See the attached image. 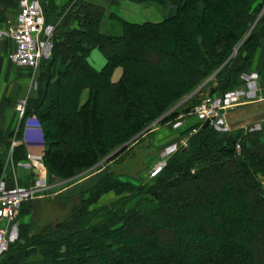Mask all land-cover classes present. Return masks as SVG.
<instances>
[{
    "label": "trees",
    "instance_id": "trees-1",
    "mask_svg": "<svg viewBox=\"0 0 264 264\" xmlns=\"http://www.w3.org/2000/svg\"><path fill=\"white\" fill-rule=\"evenodd\" d=\"M41 1L55 26L52 58L42 61L18 138L35 117L52 182L85 172L77 180L92 181L64 197L74 202L68 217L21 222L0 264H264V125L221 132L199 121L181 133L188 145L146 183L109 167L154 131L153 122L189 115L197 94L179 103L211 76L214 97L245 85L264 49V0H129L167 12L142 23L109 11L121 0ZM18 8L20 0H0V21ZM108 18L118 33L105 27ZM96 48L107 59L101 70L88 60ZM9 145L0 148V181L15 177L5 168ZM12 153L15 164L27 158L24 144ZM110 192L118 198L97 205ZM34 201L20 214L32 213Z\"/></svg>",
    "mask_w": 264,
    "mask_h": 264
},
{
    "label": "rangeland",
    "instance_id": "rangeland-1",
    "mask_svg": "<svg viewBox=\"0 0 264 264\" xmlns=\"http://www.w3.org/2000/svg\"><path fill=\"white\" fill-rule=\"evenodd\" d=\"M66 2H62L59 4H65ZM133 4L135 5H133L132 8H135L134 11L135 13H137L135 16L133 15L128 16V14H124L127 13L126 11L128 9L127 5L125 4L117 5L116 11L117 13H119V15H121V17L126 18V20L138 22V23H142L148 20L161 21L164 19L167 13L166 10H164L163 7H161L160 5L147 4V3H133ZM110 10L111 9H109V11ZM18 13L19 10H17L16 12L8 13L7 20L0 21L1 39H5L7 40V42L9 41L13 43L9 35H7L6 31H8L10 26H12L17 21ZM9 14H13V15L8 17ZM108 20H109L108 26L105 27L109 28L110 31L113 33L115 32L118 33L121 30L119 23L109 18ZM51 58H52V51L50 52V55H48V57L44 58L43 60L51 59ZM29 69H30V73L32 72L34 74L38 73V71H35L32 68ZM255 72L259 74L257 83L255 81L257 88V92H256L257 96L255 97V99L247 100L249 99L247 97L239 98L237 94H230L228 96L229 100L233 98L234 99L238 98L240 104L230 105L225 108L224 115L220 117V120L218 119L219 122L221 123V126H223V128H226L225 130H221V132H228L231 131V129H236L240 127H245V128L251 127L250 128L251 130H259L263 127L264 125V79L263 78L264 77L257 70ZM213 77L214 75L211 76L204 84L200 85L192 94L187 96L179 104L188 101L191 97H193L196 94H197L196 96L197 99L198 100L200 99V103L203 101L204 97L212 96L207 92L208 88H206V86L208 81L212 80ZM245 88L248 89V84L246 80L244 86L238 87L234 90H230L222 96L224 97L228 93L237 92ZM215 97H219V96H215ZM15 108H16V104H15ZM193 109L189 113V115L183 114L182 120L177 119L176 121H173L171 123L168 122L165 125H161L158 122V120L153 122V126L155 125L154 131L148 134L141 141H136L132 143L130 149L127 151V153L125 154L124 158L121 161L119 162L115 161L110 164L109 166L110 170L115 171L124 180H130L137 184L148 182L154 175L153 171L159 167L160 163H163V167H164L170 155L176 152L180 147H185L188 145L189 136L187 135L181 136L182 131L188 129L191 126H194L199 121L201 122L200 118L193 113ZM213 128L215 127L213 126ZM19 131L20 128L17 129L14 135H12L11 142L7 143L8 145L10 144L8 151L12 150L13 140L16 139L18 141ZM176 132H180V136H178V139H176V141L172 142L171 138L175 137L173 136V134ZM185 140L186 142H184ZM16 146H18V144ZM237 149L240 150V147L238 146ZM12 162H13V157H11L10 160L7 158V161L5 162V168L9 169V167L12 168L13 166L14 168H17L18 163L15 164L13 162L12 165ZM21 168L29 172L23 173L20 176L16 175L18 177L17 179H19L20 186L29 187V188L34 187L37 183V180H43L44 178L46 184L44 187H41L43 188V190H38L33 195V197L30 198L35 200L34 201L35 207L32 213L27 215H21L20 209L23 202L21 203L19 213L14 222L18 228L21 222H27L33 218L34 220H37L38 222L43 224L51 221L61 220L68 217L74 202L70 201L67 204L66 203L67 199H65L64 197L76 196L77 194H79V192L87 189L92 181L91 179L92 176L89 179L77 180L78 177H81L85 173H87L85 172L83 174H80L78 177L72 178V180L70 179V180H64L53 183L52 180L48 177V170L45 164H44V170L42 176H39L37 174L34 175L32 173L34 171L25 166H21L20 169ZM93 174H98V173H93ZM69 181L73 183L70 186H68L67 184V182ZM29 182L31 183L33 182L31 186H29L28 184ZM117 198H118L117 195H115L113 192H110L109 194L104 195L102 199L97 203V205L108 204ZM17 238H13L10 242V245L14 243L17 240Z\"/></svg>",
    "mask_w": 264,
    "mask_h": 264
},
{
    "label": "built area",
    "instance_id": "built-area-1",
    "mask_svg": "<svg viewBox=\"0 0 264 264\" xmlns=\"http://www.w3.org/2000/svg\"><path fill=\"white\" fill-rule=\"evenodd\" d=\"M54 29L55 26L53 24L46 23L44 6L41 0H20L17 21L6 31L15 45V50L10 54L12 62L19 67H28L39 71L42 60L48 57L52 51ZM258 75L255 71L243 75L248 84V89L245 88L237 92L228 93L224 97H204L203 101L195 106L193 113L200 118L202 123L209 119L211 126L213 125L220 131L225 130L226 128H223L219 122L220 117L224 115L225 108L230 105L240 104L238 98L229 100L228 96L237 94L239 98L255 99L257 96L256 83ZM28 101V95L17 99L16 111L21 120L26 117ZM33 119L40 126L35 117H28L25 123L31 124ZM196 131H198V128H193L191 133ZM17 144V140L14 139L10 157H12L13 148ZM18 166H25L33 170L35 174L42 176L44 170L43 156L27 153V158L18 162ZM162 167L163 163H160L159 167L153 171V174L157 173ZM8 180L4 178L0 181V255L8 250L11 240L18 237L19 230L14 222L19 213L21 203L33 197L38 190H43L41 187L46 184L45 178L37 180L36 185L30 188L22 187L15 182V187L12 190H7L6 184Z\"/></svg>",
    "mask_w": 264,
    "mask_h": 264
},
{
    "label": "crops",
    "instance_id": "crops-1",
    "mask_svg": "<svg viewBox=\"0 0 264 264\" xmlns=\"http://www.w3.org/2000/svg\"><path fill=\"white\" fill-rule=\"evenodd\" d=\"M56 1L57 3H62L66 2L67 0ZM133 3L136 2L121 0V5L125 4L128 8L126 11L127 13L124 14H128V16H135L137 14L134 11L135 8H132L133 5H135ZM147 4L155 3L149 2ZM116 6L117 5L112 6L111 12L119 15V13L116 11ZM11 15L13 14H9L8 17ZM14 50V43L9 41L7 42V40L0 38V126L3 128V136L0 138V148L2 150H4L6 147V143L11 142L12 134L14 135L20 126L21 120L15 108L17 99L21 96H30L34 92L36 88L37 77L39 75V71L35 74L33 72L30 73L29 68L19 67L14 64L10 58V54ZM100 51L101 50L98 48L93 49L89 55V62L98 70H101L107 63L105 55L102 51ZM252 68L255 69V71L259 70L264 74V49H261L258 52ZM121 73L122 71L117 69L114 73L113 79L118 80ZM173 136L175 137L171 138L172 142L178 139L180 132L174 133ZM17 142L18 145L24 144L26 146L27 153H34L42 156L44 155L45 146L42 128L41 125L39 126L36 124L35 119L31 121V124H24L22 137L18 139ZM8 159H11L10 153L8 155ZM10 169L15 172L14 180L17 184H19V179H17V176L29 172L22 168L20 169L19 166H17V168H14L13 166L12 168L10 167Z\"/></svg>",
    "mask_w": 264,
    "mask_h": 264
},
{
    "label": "water",
    "instance_id": "water-1",
    "mask_svg": "<svg viewBox=\"0 0 264 264\" xmlns=\"http://www.w3.org/2000/svg\"><path fill=\"white\" fill-rule=\"evenodd\" d=\"M210 126V120H206L203 124V128H207ZM7 190H12L15 187V182L13 179H10L6 184Z\"/></svg>",
    "mask_w": 264,
    "mask_h": 264
}]
</instances>
